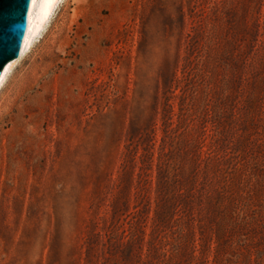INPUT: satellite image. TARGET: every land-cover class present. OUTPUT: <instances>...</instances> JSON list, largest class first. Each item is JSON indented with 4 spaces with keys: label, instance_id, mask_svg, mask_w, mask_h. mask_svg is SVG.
Wrapping results in <instances>:
<instances>
[{
    "label": "rangeland",
    "instance_id": "1",
    "mask_svg": "<svg viewBox=\"0 0 264 264\" xmlns=\"http://www.w3.org/2000/svg\"><path fill=\"white\" fill-rule=\"evenodd\" d=\"M0 264H264V0H62L0 91Z\"/></svg>",
    "mask_w": 264,
    "mask_h": 264
},
{
    "label": "water",
    "instance_id": "2",
    "mask_svg": "<svg viewBox=\"0 0 264 264\" xmlns=\"http://www.w3.org/2000/svg\"><path fill=\"white\" fill-rule=\"evenodd\" d=\"M31 0H0V74L20 55Z\"/></svg>",
    "mask_w": 264,
    "mask_h": 264
},
{
    "label": "bare ground",
    "instance_id": "3",
    "mask_svg": "<svg viewBox=\"0 0 264 264\" xmlns=\"http://www.w3.org/2000/svg\"><path fill=\"white\" fill-rule=\"evenodd\" d=\"M62 0H31L28 16L27 28L25 37L21 46L20 55L6 64L2 73L0 74V91L6 83L16 63L23 57L27 49L30 48L33 40L40 35L45 25L52 16L55 7Z\"/></svg>",
    "mask_w": 264,
    "mask_h": 264
}]
</instances>
